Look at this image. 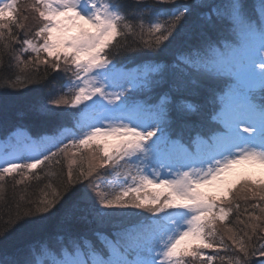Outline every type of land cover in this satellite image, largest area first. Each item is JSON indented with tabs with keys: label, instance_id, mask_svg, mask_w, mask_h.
Masks as SVG:
<instances>
[{
	"label": "snow or ice",
	"instance_id": "obj_1",
	"mask_svg": "<svg viewBox=\"0 0 264 264\" xmlns=\"http://www.w3.org/2000/svg\"><path fill=\"white\" fill-rule=\"evenodd\" d=\"M24 81L54 130L0 137V264H264V0H0Z\"/></svg>",
	"mask_w": 264,
	"mask_h": 264
},
{
	"label": "trees",
	"instance_id": "obj_2",
	"mask_svg": "<svg viewBox=\"0 0 264 264\" xmlns=\"http://www.w3.org/2000/svg\"><path fill=\"white\" fill-rule=\"evenodd\" d=\"M185 2H189V0H176V3ZM26 5V1L21 2V12H23V9ZM173 6V4L156 5V7L159 9L172 8ZM25 23L28 28L34 26V21L30 18L25 21ZM41 75H43L42 72ZM51 75L56 74L52 73ZM13 79H15V77H13ZM52 83L58 85L59 82L53 81ZM49 87H44L43 83L24 81L18 84L15 88H0V137H2L5 132L11 130L17 125H21L29 129L31 134L33 135H36L38 133L53 132L54 125L42 124L31 115L34 106L49 99ZM64 123L68 122L65 121ZM46 171H48V169L45 168L43 171L38 172V174L43 177L41 181L31 179L25 181L24 184L19 185L15 188L13 187V182L9 180L5 185L8 202L11 203L12 201L18 199L20 195H25L27 197L38 200L43 195L41 190L49 179L48 177L44 176V172ZM52 171H59V169L54 168L52 169ZM63 178L66 179V168ZM17 179H19V177H17ZM55 182L59 183V180L56 179ZM105 187L107 186L105 185ZM2 204L3 202L0 201V214H2L3 212ZM243 207L244 204L242 202L241 209H243ZM6 218L7 217H4V219ZM18 237L19 233L16 231V229H13V231L9 233L6 240L0 239V256H2L4 252H11L13 250L14 245L19 242ZM228 255H231V253H228ZM254 259L259 260L264 259V257L257 256ZM214 264H220V261L217 260L214 262Z\"/></svg>",
	"mask_w": 264,
	"mask_h": 264
},
{
	"label": "rangeland",
	"instance_id": "obj_3",
	"mask_svg": "<svg viewBox=\"0 0 264 264\" xmlns=\"http://www.w3.org/2000/svg\"><path fill=\"white\" fill-rule=\"evenodd\" d=\"M22 1H24V2L26 1L27 4H28V2H29V0H18V4L21 5V2H22ZM29 15H30V14H29ZM29 18L31 19V16H29ZM205 251H208V250H205Z\"/></svg>",
	"mask_w": 264,
	"mask_h": 264
}]
</instances>
